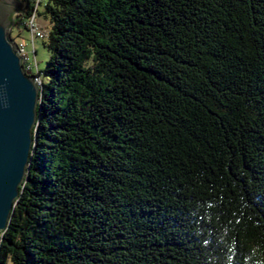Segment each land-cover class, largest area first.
Listing matches in <instances>:
<instances>
[{"label":"trees","instance_id":"16d2710c","mask_svg":"<svg viewBox=\"0 0 264 264\" xmlns=\"http://www.w3.org/2000/svg\"><path fill=\"white\" fill-rule=\"evenodd\" d=\"M20 1L51 52L0 264H264V0Z\"/></svg>","mask_w":264,"mask_h":264},{"label":"water","instance_id":"95a60500","mask_svg":"<svg viewBox=\"0 0 264 264\" xmlns=\"http://www.w3.org/2000/svg\"><path fill=\"white\" fill-rule=\"evenodd\" d=\"M23 7L20 0H0V232L9 224L31 164L41 92L24 70L11 33V14Z\"/></svg>","mask_w":264,"mask_h":264},{"label":"built area","instance_id":"2783aa9c","mask_svg":"<svg viewBox=\"0 0 264 264\" xmlns=\"http://www.w3.org/2000/svg\"><path fill=\"white\" fill-rule=\"evenodd\" d=\"M39 5L36 6V8L33 9V12L30 16L24 18L22 22H20V26L23 27L25 30L29 31L30 33V44L33 49L34 58L30 55V49H29V42L24 40H16L18 47L20 49V57L22 58L24 62V70L32 74L35 77L36 82L39 81L40 73H39V63L36 59V48H35V40L36 39H44L47 38L50 33V28L48 24H43L40 21V16L38 14ZM37 67V71L35 72V68Z\"/></svg>","mask_w":264,"mask_h":264},{"label":"rangeland","instance_id":"374dc122","mask_svg":"<svg viewBox=\"0 0 264 264\" xmlns=\"http://www.w3.org/2000/svg\"><path fill=\"white\" fill-rule=\"evenodd\" d=\"M44 9H45V6L43 3L40 10L42 11ZM18 11H20V10L19 9L13 10V12L11 14L12 22L15 20V18H17ZM12 22H11V29H12ZM46 24L49 25V23H46ZM13 37L16 40L20 39V40H24L26 42L27 41L29 42L31 36H30L29 31L23 30L20 33V30L16 26H14ZM35 48L37 50L35 56H36L37 62L39 63L38 69L43 71L45 69V67L47 66V61L50 57L51 51L49 50V48L47 46H45L44 41L41 38L35 40ZM29 49L31 51L30 55L32 56V58H34V53H33V49H32L30 42H29ZM36 71H37V67L35 68V72ZM42 76L45 77L44 74H42Z\"/></svg>","mask_w":264,"mask_h":264},{"label":"crops","instance_id":"0c3cea01","mask_svg":"<svg viewBox=\"0 0 264 264\" xmlns=\"http://www.w3.org/2000/svg\"><path fill=\"white\" fill-rule=\"evenodd\" d=\"M40 21H41L43 24L49 23V20H48L45 16H41V17H40Z\"/></svg>","mask_w":264,"mask_h":264},{"label":"bare ground","instance_id":"6f19581e","mask_svg":"<svg viewBox=\"0 0 264 264\" xmlns=\"http://www.w3.org/2000/svg\"><path fill=\"white\" fill-rule=\"evenodd\" d=\"M22 62H23V60H22ZM23 65H24V62H23ZM40 81H41V77H39V81L37 83L40 84Z\"/></svg>","mask_w":264,"mask_h":264}]
</instances>
